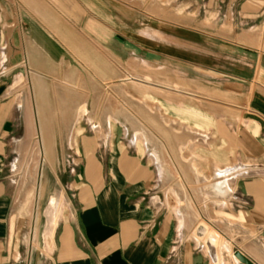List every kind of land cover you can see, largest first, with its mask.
Wrapping results in <instances>:
<instances>
[{
    "label": "crops",
    "instance_id": "obj_1",
    "mask_svg": "<svg viewBox=\"0 0 264 264\" xmlns=\"http://www.w3.org/2000/svg\"><path fill=\"white\" fill-rule=\"evenodd\" d=\"M201 1L163 17L147 51L164 95L210 117L225 179L167 195L157 153L121 131V102L92 101L99 73L77 54L105 0H0V264H239L237 249L264 264V0ZM108 44L121 60L122 37Z\"/></svg>",
    "mask_w": 264,
    "mask_h": 264
},
{
    "label": "rangeland",
    "instance_id": "obj_2",
    "mask_svg": "<svg viewBox=\"0 0 264 264\" xmlns=\"http://www.w3.org/2000/svg\"><path fill=\"white\" fill-rule=\"evenodd\" d=\"M105 2L104 11L108 15L106 25L97 28V24L91 23V27L80 25L75 29L76 44L84 43L76 45V49L81 50L77 53L82 59L80 62L84 68L99 73L98 77L87 78L92 101L102 102L107 113H114L115 103L121 102L123 123L121 131L129 140L136 143L141 151L157 153L156 162L158 161L166 170L160 188H164L167 195H173L174 192L178 194L179 188L182 187L179 184H219L225 177L216 178V167L212 165L210 159L211 149L217 145V142L212 140L214 124L205 113L201 114L188 107L189 102L185 100L179 102L178 99L164 95L163 62L161 60L152 62L147 51L148 41L154 39L155 42H162L164 29L160 20H163V17L177 20L178 5L197 6L203 2L201 0H105ZM95 12L97 13L96 9ZM115 21L119 23L117 25L121 24V27H116ZM120 37L123 43L121 60L118 54L114 53V46L108 44ZM96 38H105L107 42L100 45V50H95L94 44L99 42ZM132 39L140 45H135ZM85 40L91 42V45H87ZM118 65L121 66V75H118L120 74ZM94 85H98L102 91L96 92ZM179 103H183L181 108ZM219 169H223L222 172L227 174L228 170L241 169V164H229ZM229 183L232 186L233 180H229ZM185 189L183 187L181 193L185 192ZM205 189L204 199L209 193L207 191L209 187L205 186ZM185 193L186 199L193 204L194 192ZM210 242L208 240L207 243L211 250L217 251Z\"/></svg>",
    "mask_w": 264,
    "mask_h": 264
},
{
    "label": "water",
    "instance_id": "obj_3",
    "mask_svg": "<svg viewBox=\"0 0 264 264\" xmlns=\"http://www.w3.org/2000/svg\"><path fill=\"white\" fill-rule=\"evenodd\" d=\"M208 240L209 241H211L210 243H211V245L214 247V248H217V251L215 250V252H213L212 250H211V246L207 243L208 242ZM206 245H207V248H208V251H209V253H210V255H212L211 257H213V258H215L216 260V262H219L218 261V246L210 239V237H207V239L205 240V242H204ZM234 255H235V257H237L238 258V260H239V264H253V262L243 253V252H241L240 250H235V252H234Z\"/></svg>",
    "mask_w": 264,
    "mask_h": 264
},
{
    "label": "bare ground",
    "instance_id": "obj_4",
    "mask_svg": "<svg viewBox=\"0 0 264 264\" xmlns=\"http://www.w3.org/2000/svg\"><path fill=\"white\" fill-rule=\"evenodd\" d=\"M235 256V255H234ZM236 259L238 260V258L236 257ZM238 262H239V260H238Z\"/></svg>",
    "mask_w": 264,
    "mask_h": 264
}]
</instances>
